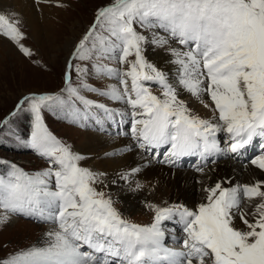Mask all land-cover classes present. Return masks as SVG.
<instances>
[{
  "label": "snow or ice",
  "instance_id": "1",
  "mask_svg": "<svg viewBox=\"0 0 264 264\" xmlns=\"http://www.w3.org/2000/svg\"><path fill=\"white\" fill-rule=\"evenodd\" d=\"M56 6L65 5L57 0ZM21 25L19 14L0 13V36L32 57ZM149 43L168 46L178 68L177 84L213 118H202L179 98L166 74L145 58ZM110 60L121 67L105 63ZM92 74L118 84L90 86ZM147 82L157 83L161 92L154 93ZM85 92L99 93V98ZM101 98L128 107L130 135L139 148L157 150L154 159L167 146L165 160L158 162L176 167L182 157L198 156L196 171L203 173L209 157L239 156L255 137L264 139V0H108L98 7L66 62L63 87L29 93L16 105L17 111L27 105L31 112L26 145L48 166L28 172L0 161L9 168L0 174V225L22 216L54 227L41 242L16 250L0 264H264V180L231 187L217 181L204 189L205 202L194 209L150 204L154 217L149 225L121 216L112 199L97 190L106 173L82 167L85 157L49 131L43 117L46 109L66 110L71 123L84 127L96 116L103 131L101 114L115 121L125 113ZM221 132L226 148L217 139ZM251 165L264 171V154ZM140 171L135 167L120 175L127 181ZM244 200L259 202L249 213L241 209ZM237 217L243 229L235 226ZM174 218L182 226L180 249L163 244L161 225Z\"/></svg>",
  "mask_w": 264,
  "mask_h": 264
},
{
  "label": "rangeland",
  "instance_id": "2",
  "mask_svg": "<svg viewBox=\"0 0 264 264\" xmlns=\"http://www.w3.org/2000/svg\"><path fill=\"white\" fill-rule=\"evenodd\" d=\"M107 2L108 0H60V3L65 6L57 7V0H52L51 4H45L42 0L40 2L32 0L35 14L39 13L41 16L44 6L49 9V14L44 18L39 16L35 20L37 22L36 27L32 28L33 22H29L23 13L15 9L14 1L0 0V13H20L19 17L22 20L21 27L27 36L24 43L33 52L32 57H26L12 41L0 36V161L7 162L9 159H13L16 163L30 171L46 168V160L37 153L34 154L33 149L26 145V141L30 138L32 132V114L27 110V105H24L23 110L19 111H17L16 105L23 96L29 93L58 92L63 87L65 65L70 58L74 44L93 23L95 10ZM137 30L143 31L139 28ZM144 34L148 35V32L145 31ZM160 34L166 35L162 31ZM68 41L70 46L67 45ZM170 44L175 43L170 42ZM66 46H68L67 49ZM145 46L147 44L144 45V49ZM149 46L154 48V50H166L168 47H157V49L154 45L149 44ZM9 47L13 49L10 53L7 51ZM76 63H79V61ZM105 63L113 67H121L116 60L105 61ZM36 75L38 78H36ZM73 80L74 82L76 81L75 75L73 76ZM87 83L90 86L106 88L112 84H118V81L107 77L100 79L99 76L92 74L88 77ZM147 83L154 93L159 94L161 92L157 83ZM84 94L89 98H99L97 95L93 97L89 96L88 92ZM101 99L102 102L107 103L109 106L112 105V102L107 100V98ZM185 102L188 103V100ZM121 104L127 107L123 102ZM190 105L195 106V109L201 113L202 117L206 108L199 104V100L197 98L192 99V104ZM14 111L16 115H11ZM129 111L128 109V113ZM43 117L49 131L64 143L70 145L75 153L81 154L77 150L84 142V134L87 130L91 133H98L103 139L109 141L107 146L112 147V150L108 149V152L104 151V153L115 154L107 156L115 157L120 155V153L123 155L128 153L121 143L131 137V126L127 125L126 121H122V119L126 118L125 116L122 118L118 116L113 121L106 118L105 120L101 114L100 119H103L101 121L103 131L99 130L101 124L96 123V116L85 122L87 127L71 123L66 110L46 109L43 111ZM5 120H7V123H5ZM128 120L130 121L131 117ZM102 150L104 149L98 152L102 153ZM166 151L167 147L159 153V158L163 159ZM143 152H145L144 149ZM145 154L150 158L154 157L156 150L154 149L149 154ZM80 165L94 172H101V170H95L92 163L88 164V162L84 163V161H80ZM8 170L9 168L6 163H0V174L6 175ZM200 183L201 181H198V184ZM110 186V184L105 182L96 185L98 191L104 192L112 199L113 206L123 218L143 223L153 220L154 212L145 203L140 204L138 207L136 206L137 208L134 211H125L120 191L110 189ZM132 214L135 215L133 218L131 217L133 216ZM19 218L21 219H17L20 223L14 228L8 223L0 225V259L7 258L9 254L14 253L18 249L38 244L41 242L44 232L48 229H46L48 224L46 225L45 223L22 216H19Z\"/></svg>",
  "mask_w": 264,
  "mask_h": 264
},
{
  "label": "bare ground",
  "instance_id": "3",
  "mask_svg": "<svg viewBox=\"0 0 264 264\" xmlns=\"http://www.w3.org/2000/svg\"><path fill=\"white\" fill-rule=\"evenodd\" d=\"M12 1H14L13 4L16 6L15 9L23 13L29 22H33L32 28L36 27L37 22H35V20H37L40 15L39 13L35 14L32 0ZM48 11L49 9L44 6L42 8L43 13L40 17L44 18L47 16L49 14ZM149 44H147L144 49L145 58L166 74L169 82L177 87L180 99L186 100V97H192L177 84L178 68L171 62L172 57L167 50H154V48L149 46ZM67 45L70 46L69 41L67 42ZM170 46L176 47L177 45L170 44ZM67 47L68 46H66V49ZM7 51L10 53L13 49L9 47ZM36 78H38L37 75ZM88 95L91 97L95 95L99 96V93H88ZM204 100L207 101L205 98ZM111 102L112 105L109 107L117 108L121 112H124V116L126 118L122 119V121H126V124L131 126L130 121H127V119L130 118L128 108L124 107L121 102ZM207 109L204 111L203 115H205L206 119H211L210 117H212L213 114L209 108ZM84 137V142L77 150L85 157V159L81 161H84V163L88 162V164L92 163L95 170H101V172L106 173V176L103 178V182L110 184V189L112 188L120 191L122 195L121 197H123L124 201V209L129 212L134 211L140 204L143 203H145V205L156 204L159 206L179 203L194 209L199 203L205 202L207 193L204 189L206 187L213 186L217 181L222 182L225 187H231L236 184L242 185L245 183H252L256 179L264 180V175H262L264 171L257 169L254 165H251V160L256 156H251L252 151L247 150L246 148L244 149L245 152L242 151L239 156L218 154L216 156L209 157L206 162L205 170L201 173L196 171L198 163L195 165L188 163L190 158L194 157L193 155L182 157L178 161V166L172 167L166 163L158 162L159 160H147L142 156L138 149L130 148L132 143L129 139H127L121 143L126 148H130L128 153L126 155L120 154L115 157H109L104 153V151L112 148L107 146L109 141L103 139L100 134L91 133L88 130L85 131ZM217 139L220 142L219 133L217 134ZM254 139H256V137ZM164 147H161L159 151H161ZM101 149L104 150H102V153H99L98 151H101ZM261 154H264V152H260L258 155ZM249 157L250 159H248ZM195 158L199 159L198 156ZM213 160H215V163L212 162ZM144 165L147 166L144 167ZM135 167H141V171L132 175L127 181L121 178L120 174L122 172H127ZM198 181H201V183L198 184ZM137 183L142 185V187L137 189ZM258 202V200H244L242 201L243 204H241V209L250 213L254 209L255 204ZM175 221L177 222V219H175ZM19 223L20 221H18L17 216L12 217L10 222H8V224L13 228ZM234 223L237 228L243 229L245 227L238 217L235 219ZM52 227H54V225L48 223V229L46 231Z\"/></svg>",
  "mask_w": 264,
  "mask_h": 264
}]
</instances>
